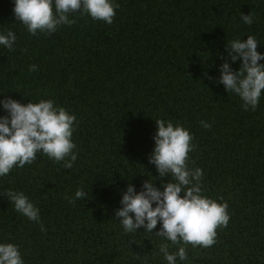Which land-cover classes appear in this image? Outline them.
<instances>
[{
    "label": "trees",
    "instance_id": "trees-1",
    "mask_svg": "<svg viewBox=\"0 0 264 264\" xmlns=\"http://www.w3.org/2000/svg\"><path fill=\"white\" fill-rule=\"evenodd\" d=\"M112 2L111 24L80 10L68 14L74 24L32 35L15 18V0H0V35L16 36L14 50L0 45V101L51 100L75 115L77 155L69 169L38 153L0 176V244L18 246L24 264H168L161 244L169 253L185 247L176 264H264V90L246 111L217 82L223 63L242 64L230 60L229 42L251 35L264 53V0ZM160 119L189 131L187 166L203 171L201 194L228 204L211 247L172 244L156 234L159 222L151 233H126L115 216L129 184L139 193L145 181L161 191L172 181L149 163ZM81 188L85 198L65 199ZM8 191L28 197L39 221L15 211Z\"/></svg>",
    "mask_w": 264,
    "mask_h": 264
},
{
    "label": "clouds",
    "instance_id": "clouds-1",
    "mask_svg": "<svg viewBox=\"0 0 264 264\" xmlns=\"http://www.w3.org/2000/svg\"><path fill=\"white\" fill-rule=\"evenodd\" d=\"M118 7L112 0H15L13 11L16 20L26 26L30 34L36 35L38 32L51 34L60 25L74 24L76 21L70 20L68 14L80 10L93 20L111 24ZM241 18L247 25L253 23L251 14L241 13ZM15 41L12 31L0 35V45L9 50H14ZM257 45V40L251 35L244 41L229 42L227 52L230 60L241 59L242 64L238 71H233L228 62L223 63L217 81L227 92L240 97L246 111L249 108L255 111L264 90V64L258 63L264 60V53L257 51ZM36 70V65L29 68V71ZM0 104L8 113L0 117V176H6L15 166L23 168L32 164L38 153L55 162L64 161L65 168L73 167L77 159L73 152L76 145L72 141L75 115H70L63 107H54L51 100L24 105L6 98ZM155 122V147L149 163L156 166L158 178L163 180L170 176L174 182L163 184L161 191L151 180L145 181L139 193L129 184L120 201L122 207L115 211V216L120 218L126 233L137 232L141 227L151 233L159 222L161 229L156 234L172 244L183 242L193 247H211L216 242L217 228L228 225V204L217 203L201 194L203 171L200 168L190 170L187 166L188 154L195 147L189 131L162 119ZM201 125L206 129L211 127L205 121H201ZM86 195L81 188L75 192L74 198L66 196L65 199L75 203L76 199H83ZM7 196L15 211L29 220L39 221V209L22 192L8 191ZM168 249V244H161L159 248L168 264H176L177 257L182 261L187 259L185 247H180L176 253H169ZM0 264H24L18 246L0 244Z\"/></svg>",
    "mask_w": 264,
    "mask_h": 264
}]
</instances>
